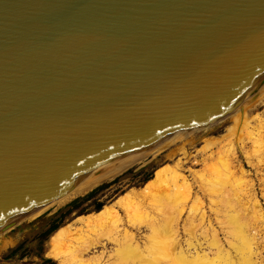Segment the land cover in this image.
Wrapping results in <instances>:
<instances>
[{
    "label": "water",
    "instance_id": "water-1",
    "mask_svg": "<svg viewBox=\"0 0 264 264\" xmlns=\"http://www.w3.org/2000/svg\"><path fill=\"white\" fill-rule=\"evenodd\" d=\"M263 80L264 0H0V229Z\"/></svg>",
    "mask_w": 264,
    "mask_h": 264
},
{
    "label": "bare ground",
    "instance_id": "bare-ground-1",
    "mask_svg": "<svg viewBox=\"0 0 264 264\" xmlns=\"http://www.w3.org/2000/svg\"><path fill=\"white\" fill-rule=\"evenodd\" d=\"M256 88L257 85L234 97L215 118L234 110L231 119L237 127L246 125L247 96ZM263 91L264 85L259 88V95ZM261 116H254L259 124L263 123ZM147 144L75 177L51 201L33 211L61 205L115 175L145 156ZM222 156L219 161L212 153L202 157L201 168L190 172L192 178L184 172L183 161L178 158L157 167L140 187L128 188L98 210L77 215L58 226L49 236L46 254L57 264H264L259 258L261 236L253 225L264 229L263 205L256 198L254 184L237 178L229 158ZM239 192L246 196L245 207ZM203 199L215 214L221 201L229 214V228L224 230L226 246L206 219ZM186 200H190V205L185 213ZM96 227L98 230L92 233ZM180 229L187 235L185 238L180 237ZM198 229L208 230L202 233L209 236L205 245L197 237Z\"/></svg>",
    "mask_w": 264,
    "mask_h": 264
},
{
    "label": "rangeland",
    "instance_id": "rangeland-1",
    "mask_svg": "<svg viewBox=\"0 0 264 264\" xmlns=\"http://www.w3.org/2000/svg\"><path fill=\"white\" fill-rule=\"evenodd\" d=\"M263 85L264 81L257 84V88L247 96L246 108L249 122L243 127L240 125L237 127V123L231 119L234 112L231 110L209 123L171 133L165 135L164 138L162 136L155 142H151L152 144H147L145 156L143 155L115 175L95 183L85 192L77 194L61 205L53 204L42 210L32 211L14 225L0 229V264H47L41 263L38 255L51 259V264H57L45 251L48 248L50 234L58 226L69 223L77 215L94 212L128 188L140 187L147 178L152 176L157 167L171 164L177 158L183 161L184 172L192 178L190 172L201 168L202 157L212 153L215 161H219L222 160V155H225L230 160L234 175L241 180L248 179L254 184L256 198L261 202L264 210V91L259 95V88ZM255 115H262L260 118L263 123H257ZM193 185L196 189L197 183ZM239 195L242 206L245 207L247 205L246 196L241 192ZM189 205L190 200H186L185 213ZM203 210L206 213V219H209L211 226L226 246L224 230L229 228L226 221L229 214L225 207L220 201L219 211L215 214L208 208L207 200L203 199ZM51 224H56L57 227L42 238V233ZM253 225L258 235L261 236L259 247L262 249L259 258L264 262V229L258 224L256 226L253 223ZM97 230V227L93 228L92 233ZM196 232H200V229ZM205 232L207 233L208 230L200 232L197 236L203 245H205L204 241L209 238L202 234ZM179 235L181 238L187 236L181 229ZM18 245L20 248L12 251Z\"/></svg>",
    "mask_w": 264,
    "mask_h": 264
},
{
    "label": "trees",
    "instance_id": "trees-1",
    "mask_svg": "<svg viewBox=\"0 0 264 264\" xmlns=\"http://www.w3.org/2000/svg\"><path fill=\"white\" fill-rule=\"evenodd\" d=\"M147 179H149V178H147ZM147 179H146V180H147ZM146 180H145V181H146ZM97 210H98V209H97ZM95 211H96V210H95ZM56 227H57L56 224H51L50 227H49L46 231H44V232L42 233L41 237L44 238L48 233H50L51 231H53ZM18 248H20V245H18V246H17L16 248H14L12 251L18 250ZM38 256H39V258H40V260H41V263H47V264H51V263H52L51 259L46 258V257H43L42 255H38Z\"/></svg>",
    "mask_w": 264,
    "mask_h": 264
}]
</instances>
